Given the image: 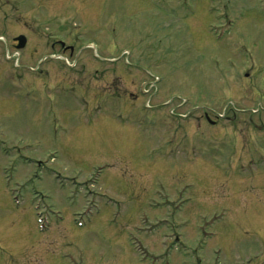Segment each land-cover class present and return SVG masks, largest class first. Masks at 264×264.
<instances>
[{
  "label": "rangeland",
  "instance_id": "rangeland-1",
  "mask_svg": "<svg viewBox=\"0 0 264 264\" xmlns=\"http://www.w3.org/2000/svg\"><path fill=\"white\" fill-rule=\"evenodd\" d=\"M0 264H264V0H0Z\"/></svg>",
  "mask_w": 264,
  "mask_h": 264
},
{
  "label": "flooded vegetation",
  "instance_id": "flooded-vegetation-1",
  "mask_svg": "<svg viewBox=\"0 0 264 264\" xmlns=\"http://www.w3.org/2000/svg\"><path fill=\"white\" fill-rule=\"evenodd\" d=\"M15 41H16L15 38H13V43H14L13 45L16 44L17 41L16 42ZM26 45H27V43H26ZM63 47L65 48L64 45H63ZM86 89H83L84 92H82L85 95L83 99H85L86 104L89 103V102H91L92 105H94L93 104V101L95 99H98V95L99 94L104 93V91L103 92L102 91H98V92L93 93V95H90V93L88 91H86ZM104 90H105V87H104ZM104 95H105V93H104ZM100 99H103V98H100ZM94 103L97 104L99 107H101V106H103L105 104V102H102V100L98 101V103L97 102H94Z\"/></svg>",
  "mask_w": 264,
  "mask_h": 264
},
{
  "label": "water",
  "instance_id": "water-1",
  "mask_svg": "<svg viewBox=\"0 0 264 264\" xmlns=\"http://www.w3.org/2000/svg\"><path fill=\"white\" fill-rule=\"evenodd\" d=\"M18 40L17 47L21 48L25 46L26 43V37L24 35H20L16 38Z\"/></svg>",
  "mask_w": 264,
  "mask_h": 264
}]
</instances>
